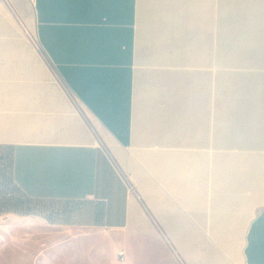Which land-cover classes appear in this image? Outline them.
<instances>
[{"label": "crops", "instance_id": "1", "mask_svg": "<svg viewBox=\"0 0 264 264\" xmlns=\"http://www.w3.org/2000/svg\"><path fill=\"white\" fill-rule=\"evenodd\" d=\"M1 185L124 264H264V0H0Z\"/></svg>", "mask_w": 264, "mask_h": 264}, {"label": "rangeland", "instance_id": "2", "mask_svg": "<svg viewBox=\"0 0 264 264\" xmlns=\"http://www.w3.org/2000/svg\"><path fill=\"white\" fill-rule=\"evenodd\" d=\"M40 213L0 214V264H124L115 232L50 220L68 217L66 211Z\"/></svg>", "mask_w": 264, "mask_h": 264}, {"label": "trees", "instance_id": "3", "mask_svg": "<svg viewBox=\"0 0 264 264\" xmlns=\"http://www.w3.org/2000/svg\"><path fill=\"white\" fill-rule=\"evenodd\" d=\"M9 182L12 183L13 180L9 177ZM3 202H5V206L0 208V214L7 212H14L19 214H31V213H40L41 211L38 209V204L36 200H32L31 198L24 196H16L10 198H2ZM41 214V213H40Z\"/></svg>", "mask_w": 264, "mask_h": 264}, {"label": "built area", "instance_id": "4", "mask_svg": "<svg viewBox=\"0 0 264 264\" xmlns=\"http://www.w3.org/2000/svg\"><path fill=\"white\" fill-rule=\"evenodd\" d=\"M31 1H33V0H31ZM117 254H118L119 256H123V255H124V250H123V249H118V250H117Z\"/></svg>", "mask_w": 264, "mask_h": 264}]
</instances>
